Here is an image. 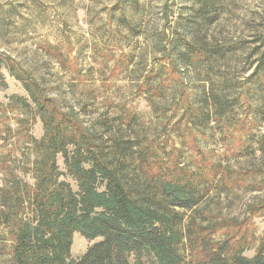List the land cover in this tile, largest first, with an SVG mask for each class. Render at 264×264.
<instances>
[{
	"label": "trees",
	"instance_id": "trees-1",
	"mask_svg": "<svg viewBox=\"0 0 264 264\" xmlns=\"http://www.w3.org/2000/svg\"><path fill=\"white\" fill-rule=\"evenodd\" d=\"M191 30L186 22L184 31L172 37L153 35L159 62L138 81L136 91L154 110L157 98L171 95L174 111L178 105L182 110L175 132L182 121L188 131L182 130L180 143L190 138L197 144L190 124L203 135L211 121L223 124L231 114L228 81L221 74L215 93L204 82L194 87L185 75L205 63L224 66L233 50ZM257 49V65L245 79L253 80L252 91L243 82L238 95L247 99L253 92L264 111V39ZM2 69L26 93L10 96L3 110L19 114L23 126L38 117L43 127L39 140L28 136L25 141L27 158L33 159L21 173L32 184L14 171L9 152L0 157V254L8 256L6 264H264V243L248 257L240 241L215 237L229 228L225 218L204 209L217 162L207 159V168L194 171L179 161V152L161 158L159 143L148 140L135 111L119 105L112 116L87 122L10 57H0V80ZM259 143L264 152V140ZM74 234L92 242L78 258L70 255Z\"/></svg>",
	"mask_w": 264,
	"mask_h": 264
},
{
	"label": "rangeland",
	"instance_id": "rangeland-1",
	"mask_svg": "<svg viewBox=\"0 0 264 264\" xmlns=\"http://www.w3.org/2000/svg\"><path fill=\"white\" fill-rule=\"evenodd\" d=\"M186 22L197 37L233 50L224 66L205 63L185 75L194 87L204 82L215 93L220 92L221 74L228 81L231 114L227 120L223 124L211 121L203 135L197 125H189L198 134L199 151L198 142L190 138L180 143L182 130L188 131L182 121L175 132L182 110L178 105L174 111L171 95L157 98L154 110L136 91L142 76L159 62L153 35L162 32L172 37L184 31ZM263 39L264 0H0V57L14 60L66 108L94 122L100 116H112L123 105L140 115L148 140L159 143L161 158L179 152V161L194 171L207 168V159L217 162L219 172L215 178L209 174L213 181L204 209L225 218L229 225L215 237H228L233 244L240 241L248 257L264 243V152L259 143L264 140V111L253 92L247 99L238 93L243 82L252 91L253 80L245 79L257 65V47ZM1 73L0 157L9 152L14 171L32 184L31 177L21 173L33 159L27 158L30 146L25 141L28 136L42 137V123L34 117L23 126L19 114L3 110L10 96L25 97L26 93L5 69ZM57 162L64 172L61 156ZM91 243L74 234L71 257L81 256ZM7 259L0 254V264Z\"/></svg>",
	"mask_w": 264,
	"mask_h": 264
}]
</instances>
